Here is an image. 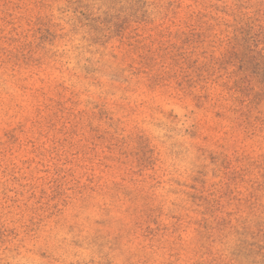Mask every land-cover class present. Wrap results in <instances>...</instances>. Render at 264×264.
Masks as SVG:
<instances>
[{"label": "rangeland", "instance_id": "1", "mask_svg": "<svg viewBox=\"0 0 264 264\" xmlns=\"http://www.w3.org/2000/svg\"><path fill=\"white\" fill-rule=\"evenodd\" d=\"M0 264H264V0H0Z\"/></svg>", "mask_w": 264, "mask_h": 264}]
</instances>
